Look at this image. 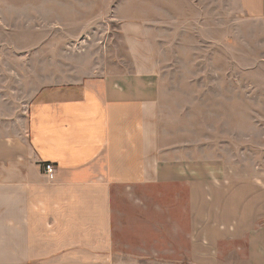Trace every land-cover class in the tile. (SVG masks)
Instances as JSON below:
<instances>
[{
  "label": "crops",
  "instance_id": "1",
  "mask_svg": "<svg viewBox=\"0 0 264 264\" xmlns=\"http://www.w3.org/2000/svg\"><path fill=\"white\" fill-rule=\"evenodd\" d=\"M233 4L264 26V0ZM142 19L123 20L142 43L118 71L48 83L26 117L0 113V264H134L147 245L170 246L172 264H264V233L208 190L211 171L160 145L159 64ZM156 189L173 206L150 201ZM145 212L168 215L163 227L148 228ZM146 230L165 235L148 241Z\"/></svg>",
  "mask_w": 264,
  "mask_h": 264
},
{
  "label": "rangeland",
  "instance_id": "2",
  "mask_svg": "<svg viewBox=\"0 0 264 264\" xmlns=\"http://www.w3.org/2000/svg\"><path fill=\"white\" fill-rule=\"evenodd\" d=\"M126 18L146 22L159 64L160 145L207 167L215 178L208 190L225 191L222 204L238 223L264 233V26L233 0H0L2 118L26 117L51 83L118 71L142 43L125 37ZM153 191L150 201L173 206L164 198L171 190ZM167 216L145 212L144 224L163 227ZM169 249L147 245L134 264H172Z\"/></svg>",
  "mask_w": 264,
  "mask_h": 264
},
{
  "label": "built area",
  "instance_id": "3",
  "mask_svg": "<svg viewBox=\"0 0 264 264\" xmlns=\"http://www.w3.org/2000/svg\"><path fill=\"white\" fill-rule=\"evenodd\" d=\"M44 171L46 172V174H52L54 171V166L51 163H46L44 165Z\"/></svg>",
  "mask_w": 264,
  "mask_h": 264
}]
</instances>
